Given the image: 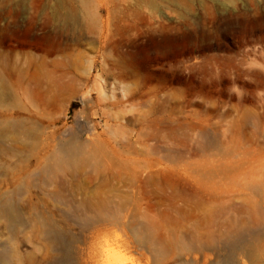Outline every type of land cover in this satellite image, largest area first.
<instances>
[{
  "label": "rangeland",
  "instance_id": "obj_1",
  "mask_svg": "<svg viewBox=\"0 0 264 264\" xmlns=\"http://www.w3.org/2000/svg\"><path fill=\"white\" fill-rule=\"evenodd\" d=\"M0 58L19 99L0 114L41 124L48 154L75 140L100 152L99 164L31 179L21 169L34 157L0 162L2 190H28L21 203L81 240L79 262L214 264L226 252L187 249L248 229L263 245L264 0H0ZM103 200L121 224L62 222V203ZM14 243L26 259L52 255L35 228Z\"/></svg>",
  "mask_w": 264,
  "mask_h": 264
},
{
  "label": "bare ground",
  "instance_id": "obj_2",
  "mask_svg": "<svg viewBox=\"0 0 264 264\" xmlns=\"http://www.w3.org/2000/svg\"><path fill=\"white\" fill-rule=\"evenodd\" d=\"M1 62L3 61H0V105L8 103L14 107L19 99L13 88L14 83L11 82L13 71L9 72V64ZM31 100L33 101L34 98L31 97ZM42 133L41 124L33 119L14 116L9 113L0 114V162L5 157L17 158L24 155L29 159L34 157L35 165H29L27 159L21 169L22 174L30 179L35 176L46 177L50 174L73 171L80 164L86 165L93 162L99 164L100 152L98 150L90 151V147L77 140L61 143L53 152L48 154L47 147L42 142ZM2 171L3 167L0 165V173ZM23 189L21 185L15 186L12 183L6 191H3L0 187V264H15L16 261L19 264H24V261L29 262V264H82L74 251L75 244L81 242V240L63 228L40 205H34L29 201L21 203L19 199L28 192V190ZM60 190L65 189L61 187ZM55 199L64 200L60 193L56 194ZM103 201L93 208H89L85 204H78L74 207L62 203V206L64 205L67 208L62 222L72 221L80 224L83 229H88L99 223L121 224L120 219H116L110 214L113 209L112 202L109 200ZM122 207L124 206L122 205ZM30 211H33L34 215L28 216ZM76 212L82 213L79 216ZM27 228H35L39 236L46 241L52 252L50 258L41 260L26 259L18 253L14 242L18 235ZM134 230L137 231L138 228ZM252 233L253 231L248 229L245 232L226 238L223 248L216 242L192 244L187 249L186 255L198 259L200 256H204L206 250H211L218 257V254L221 256L224 251L226 254L214 264H241L242 258H250L252 264H264V243L261 246H255L254 242L247 237ZM3 236H7L6 240L1 239ZM140 238L139 244L146 248L149 247V252L155 259L164 254L165 249L151 241L147 236L141 235ZM129 245L127 241H123L120 248H130ZM96 257H98L97 254L94 256L88 254V260L84 264H88L92 258L95 259ZM202 264H208V260H205Z\"/></svg>",
  "mask_w": 264,
  "mask_h": 264
}]
</instances>
